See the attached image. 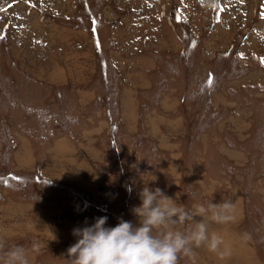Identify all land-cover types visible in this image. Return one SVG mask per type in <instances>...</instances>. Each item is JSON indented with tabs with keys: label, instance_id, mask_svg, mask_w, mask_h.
<instances>
[{
	"label": "rangeland",
	"instance_id": "obj_1",
	"mask_svg": "<svg viewBox=\"0 0 264 264\" xmlns=\"http://www.w3.org/2000/svg\"><path fill=\"white\" fill-rule=\"evenodd\" d=\"M25 1L58 15L56 22L67 30H82L86 46L94 47L95 69L82 67L78 74L68 64L75 50L67 30L60 62L40 51L37 37L35 47L25 44L28 38L10 28L18 26L21 34L29 29L31 15L19 12ZM156 2L0 0V33L6 32L0 38V251L22 246L30 264H65L66 250L76 242L73 229L99 217H107L105 227L121 219L135 224L132 209L148 186L186 210L233 206L231 219L208 221L209 232L223 237L222 249L230 255L194 248L178 264H264V0H160L159 9ZM232 46L235 55L226 57ZM18 47L24 56H36V65L37 54L47 56L43 67L54 71L48 80L63 84L58 92L14 71L8 54L15 67L28 63L14 56ZM8 133L32 148L27 162L34 172L12 173L16 146L8 150L15 141ZM60 137L63 161L74 169L80 158L89 180L70 172L63 181L42 176L44 151ZM88 151L91 160L84 157ZM6 223L11 238L5 237Z\"/></svg>",
	"mask_w": 264,
	"mask_h": 264
},
{
	"label": "clouds",
	"instance_id": "obj_2",
	"mask_svg": "<svg viewBox=\"0 0 264 264\" xmlns=\"http://www.w3.org/2000/svg\"><path fill=\"white\" fill-rule=\"evenodd\" d=\"M139 197L140 204L132 209L135 224L121 219L115 227H105L107 217H99L90 226L73 229L76 242L67 248L65 264H178L181 255L192 257L193 249L200 247L221 257L230 255V249H222L223 237L210 233L208 223L231 219L230 202L186 210L161 189L148 186ZM0 264H30L29 253L13 246L0 251Z\"/></svg>",
	"mask_w": 264,
	"mask_h": 264
},
{
	"label": "crops",
	"instance_id": "obj_3",
	"mask_svg": "<svg viewBox=\"0 0 264 264\" xmlns=\"http://www.w3.org/2000/svg\"><path fill=\"white\" fill-rule=\"evenodd\" d=\"M63 1H68L69 2L70 0H63ZM61 2H62V0H61ZM22 7L23 8H21L19 10V12L22 15V17L23 18H27L26 14H28L30 12L29 14L31 15V17L33 19L32 22L30 21V22H28L26 24L29 27V29L26 30V31H23L22 34H21L20 32H18L19 31L18 26L11 25L10 28H11V30L14 33H17L18 35H22V36L24 34V38L25 37L28 38V42L25 43V44L30 43V46L35 47L33 45V41L32 40L36 39L35 37H37L36 40H37L38 43H40V46H41L40 51H42L44 54L48 51L47 53L52 55L53 58L57 62H60V56H61L62 52L66 51L65 50V39L69 38V37H72L73 38L72 41H74L73 44H72V47L74 48L73 50H75V51L72 52V53H69L70 56H67L68 59L70 60L68 62V64L70 62H73V66H75V65L77 66L76 68H74L75 72L79 68L81 69V72H82V69H85V68H94L95 69V67H94V64H95V56H94L95 55V50H94V47H92V45H89V47L86 46L84 37H81L82 32H83L82 30H76L74 32H73V30H67L64 27V24H59V23L56 22V21H58V18H57L58 15H56L54 17V16H51L49 14H46L45 10L43 8H42L43 9L42 11H36V10H34L32 8V3L30 1H25V4ZM12 9H14V7L10 8V12L12 11ZM10 17H12V16H10ZM78 18H79V16H78ZM49 20H52V21L50 22ZM66 20H68V19H66ZM31 23H32V25H31ZM21 24H23V22H21ZM8 27H9V24H7V23H5L3 25V29H7ZM29 30H30V32H29ZM64 30L69 31L70 32L69 34H71V35L67 36L66 38H64V34L66 33V31H64ZM2 34L0 33V36H2L4 38V40H5L6 32H2ZM29 40H30V42H29ZM1 42L2 41L0 40V43ZM81 43H83V47H82ZM48 44H50L49 47H47ZM22 47L15 48V50L13 51V54H14V56H17V57L19 55H21L20 58L26 59L28 61V63H24V64L20 63L21 66L17 65L18 67L17 66L15 67V64H18V63L15 62V59L12 58L8 54L9 59L12 60L11 62L14 65V67H13V69H15L14 71L16 73H18L20 76H22L23 78H25L26 80L28 79L29 83H30V81H31V83H33L34 81L36 83L38 82L39 83L38 85L42 86L43 88H44V84H46V83H49L51 86H57L56 87V91L58 92V89H59L58 86H62L63 84H61L62 82L61 81L59 82L58 80H54V79H50V78L49 79L51 81L48 80V74H53L54 71L52 70V66H50V65H49V67H50L49 71H45V69L43 67V66H45V63H43L42 59L44 61L46 59V61H47V56L41 58L39 56V54H37V56L40 59V62H39L38 65H36L37 57L36 56L35 57H33V56H28V57L24 56L23 53L25 51L22 50ZM23 48L26 50V52H25L26 55H30L29 53H31V52H29L26 47H23ZM8 52H9V50H8ZM31 54H33V53H31ZM71 55L73 56V58H72ZM82 60H83V65H82ZM8 66H9V64H8ZM60 67H61L60 70L63 72V73L61 72V74H64L65 73V65L61 64ZM82 67H85V68H82ZM0 68H1V66H0ZM75 72L73 73V75L75 74ZM78 74H79V72H78ZM54 77L55 76L53 75L52 78H54ZM71 81H72V83H74V79H72ZM78 82L80 83V81H78ZM48 112H49V110L48 111L44 110V111H41V112L38 111L37 113L39 115H45L49 119H51L53 116H55L54 113L50 114ZM64 119H65V117H64ZM10 134L14 137V139L16 141L15 142L13 140L11 144H7L8 145V150H9L10 147H13L12 145H14V147L16 146V149H15V151L13 153V157H14L13 166L14 167L11 166L12 167V173H16L17 175H19L21 172H25V173L34 172V170H36L35 169L36 166L34 164H33L34 165L33 166L32 164H29V162H27L28 161L29 152L32 153V148H30L29 145H27L25 142H23L22 139L19 138L20 136H17V135L15 136L13 133H10ZM6 135L9 138L12 137L11 135H9V133L6 134ZM62 140H63V142H62ZM64 140L65 139L63 137L56 138L54 140V142L52 143L53 149L48 148V149H46L44 151V153L46 155V165H45L44 168H42V176L44 178L49 177L50 179L52 177H56V178L62 180L61 176L65 175L67 177L68 175L66 173L70 172L69 175H72L74 177L80 178L82 181H85V179L89 180V178L91 177L90 173L83 167L84 163L81 162L80 158H78V161L76 162V164H74V169H71L69 167V165H67L62 159L59 158V157H63V156L59 155V150L61 148H58V146H62V145L66 146L65 143H64ZM18 142H19V144H18ZM58 143H59V145H57ZM17 144H18V146H17ZM28 146H29V148H28ZM51 151H54V152H51ZM23 152L27 153V155H26L27 158H25L23 160H19L18 158L22 156ZM52 153H55V154L53 155ZM89 153H90L89 156H84V157L89 159V160H91V158H94V157H93L91 152H89ZM51 154H52V156H51ZM53 156H55L54 160H53V158H54ZM75 156H76V153H75ZM76 157H78V156H76ZM84 157L81 156V158H83V159H84ZM78 169H79V171H78ZM65 181L69 182L68 179L65 180ZM10 208H11L10 206H7V208H3L2 210L7 212L8 210H10ZM5 216L7 217L6 214H4L2 217H5ZM15 217H16V215H15ZM18 220L20 221L22 219H18ZM47 220H49V219H47ZM31 221H33L32 218H30L29 226L33 227L34 222L31 223ZM41 221H42L41 223H43L45 225H49L47 222H45V219L41 220ZM61 221H63V220H60V222ZM9 224L10 223H6L5 224L6 229L4 231V234H5V237H7V238H11V233H10V229H9L10 225ZM21 225H22V223L20 222V224H17L16 226H21ZM62 225H63V223H62ZM1 237H4V236L1 235ZM3 240H1V241L3 242Z\"/></svg>",
	"mask_w": 264,
	"mask_h": 264
},
{
	"label": "bare ground",
	"instance_id": "obj_4",
	"mask_svg": "<svg viewBox=\"0 0 264 264\" xmlns=\"http://www.w3.org/2000/svg\"><path fill=\"white\" fill-rule=\"evenodd\" d=\"M136 2H139L140 0H135ZM160 5H161V2H160V0H159V2H158V4H157V2H156V6H157V8L159 9V7H160ZM162 6V5H161ZM27 11V10H26ZM29 11V10H28ZM30 13V12H29ZM67 13V12H66ZM146 17V16H145ZM125 21V20H124ZM132 21V20H131ZM132 24V23H131ZM126 25V24H125ZM130 27V26H129ZM218 27H220L219 26V24H218ZM125 28V27H124ZM127 30V29H126ZM126 33V32H125ZM86 34V33H85ZM167 34H169V30L167 29L166 31H164V34H163V37H164V39H166V35ZM78 35V34H77ZM120 37V36H119ZM118 37V38H119ZM123 37V36H122ZM121 40V39H120ZM121 42V41H120ZM122 44V43H121ZM127 44H129V43H127ZM162 44H164V43H162ZM123 46H124V44H123ZM121 47V46H120ZM121 48H123V47H121ZM122 55V54H121ZM133 56V55H132ZM59 141V140H58ZM61 141V140H60ZM62 142H63V140H62ZM62 144V143H61ZM60 144V145H61ZM57 145H59V143L57 144ZM56 147V146H55ZM58 148H59V146H58ZM60 148L63 150V145L62 146H60ZM57 149V148H56ZM51 152H54V151H51ZM50 153V152H49ZM53 155L55 154V153H52ZM52 154H51V156H52ZM57 155V154H56ZM61 156H63L62 154H60ZM54 158L53 159H55V156H53ZM58 157V156H57ZM61 159L63 160V157H61ZM21 165V164H20ZM78 184L80 185V183L78 182ZM5 194V193H4ZM82 194V193H81Z\"/></svg>",
	"mask_w": 264,
	"mask_h": 264
},
{
	"label": "trees",
	"instance_id": "obj_5",
	"mask_svg": "<svg viewBox=\"0 0 264 264\" xmlns=\"http://www.w3.org/2000/svg\"><path fill=\"white\" fill-rule=\"evenodd\" d=\"M184 45H185V42H184V40H182V46H184ZM234 48H235V46H232V48L230 49V51L227 50V51L225 52L226 57H227L228 55H231V56H232V54L235 55L234 51H233V53H232V50H233ZM183 55L186 56L185 54H183Z\"/></svg>",
	"mask_w": 264,
	"mask_h": 264
},
{
	"label": "snow or ice",
	"instance_id": "obj_6",
	"mask_svg": "<svg viewBox=\"0 0 264 264\" xmlns=\"http://www.w3.org/2000/svg\"><path fill=\"white\" fill-rule=\"evenodd\" d=\"M0 38H3V37H0ZM261 62L264 63V58H262ZM208 83H209V84L212 83V81H211V74H210V79H209Z\"/></svg>",
	"mask_w": 264,
	"mask_h": 264
}]
</instances>
